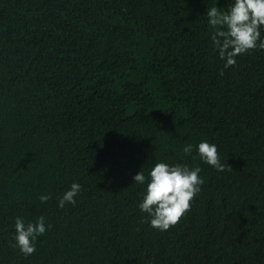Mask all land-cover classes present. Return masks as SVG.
<instances>
[{
    "label": "trees",
    "instance_id": "16d2710c",
    "mask_svg": "<svg viewBox=\"0 0 264 264\" xmlns=\"http://www.w3.org/2000/svg\"><path fill=\"white\" fill-rule=\"evenodd\" d=\"M233 2L0 0V264H264V50L224 69L206 16ZM158 162L204 180L167 231L132 179ZM40 216L25 258L14 221Z\"/></svg>",
    "mask_w": 264,
    "mask_h": 264
},
{
    "label": "clouds",
    "instance_id": "9594fccd",
    "mask_svg": "<svg viewBox=\"0 0 264 264\" xmlns=\"http://www.w3.org/2000/svg\"><path fill=\"white\" fill-rule=\"evenodd\" d=\"M207 22L214 29L211 42L220 60L224 61L223 68L227 69L236 64V57L249 51L264 50V0H234L222 11L217 6L207 8ZM219 75L223 76L221 70ZM193 146L187 144L182 152L190 155ZM201 161L219 172L232 171L229 165L221 162L218 148L215 144L202 141L197 146ZM200 167L189 168L187 165H169L164 162L156 163L145 176L140 170L133 176L137 185H146L142 202L138 205L141 213L147 215L149 226L158 231H167L177 225L188 211L191 201L200 192L204 180L200 177ZM81 191V185L72 183L69 190L58 198V207L66 204L75 205V197ZM51 197L41 195V202H47ZM50 225L46 226L45 218L38 217L31 222H25L21 217L14 221L13 248L27 258L36 252L35 242L45 234Z\"/></svg>",
    "mask_w": 264,
    "mask_h": 264
}]
</instances>
